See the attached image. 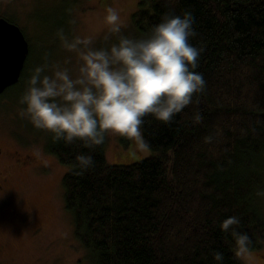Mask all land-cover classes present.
<instances>
[{"label":"trees","instance_id":"trees-1","mask_svg":"<svg viewBox=\"0 0 264 264\" xmlns=\"http://www.w3.org/2000/svg\"><path fill=\"white\" fill-rule=\"evenodd\" d=\"M184 11L206 86L172 122L144 118L149 158L110 166L106 138L89 149L51 135L46 145L68 168L64 207L90 264H216L213 251L243 264L220 229L230 216L250 252L264 244V0H139L133 31L143 38L165 13ZM195 110L203 119L194 125ZM80 153L93 157L87 171L74 167Z\"/></svg>","mask_w":264,"mask_h":264},{"label":"clouds","instance_id":"clouds-1","mask_svg":"<svg viewBox=\"0 0 264 264\" xmlns=\"http://www.w3.org/2000/svg\"><path fill=\"white\" fill-rule=\"evenodd\" d=\"M105 21L117 37L107 48L93 47L91 37L69 38L62 28L57 30L62 47L79 56L77 72L73 75L60 64L34 67L19 99L20 115L66 145L80 141L92 149L102 146L110 133L134 140L145 150L149 145L142 133L144 118L170 123L205 89L203 75L196 71L202 49L190 43L196 35L193 15L165 13L143 38L121 34L122 21L113 7L106 9ZM202 119L195 110L192 124ZM75 161L82 172L94 165L86 153L76 155ZM239 224L238 217L230 216L220 229L233 238L235 254L244 257L252 241L236 230ZM212 256L216 264H224L223 253L213 251Z\"/></svg>","mask_w":264,"mask_h":264},{"label":"rangeland","instance_id":"rangeland-1","mask_svg":"<svg viewBox=\"0 0 264 264\" xmlns=\"http://www.w3.org/2000/svg\"><path fill=\"white\" fill-rule=\"evenodd\" d=\"M138 1L0 0V17L17 26L29 45L21 85L0 96V144L37 160L33 165L11 168L9 184L0 191V264H90L64 207L62 180L68 168L46 151L52 134L36 129L20 115L23 105L19 99L38 65L60 64L76 74L79 56L62 47L56 36L58 29L69 38L91 37L93 47L107 48L117 41L105 21L106 9L113 7L122 21L121 34L138 38L131 24ZM150 156L134 140L106 135L105 160L110 166L133 165ZM239 258L243 264H264V244Z\"/></svg>","mask_w":264,"mask_h":264},{"label":"water","instance_id":"water-1","mask_svg":"<svg viewBox=\"0 0 264 264\" xmlns=\"http://www.w3.org/2000/svg\"><path fill=\"white\" fill-rule=\"evenodd\" d=\"M29 45L20 29L0 18V95L18 84Z\"/></svg>","mask_w":264,"mask_h":264},{"label":"flooded vegetation","instance_id":"flooded-vegetation-1","mask_svg":"<svg viewBox=\"0 0 264 264\" xmlns=\"http://www.w3.org/2000/svg\"><path fill=\"white\" fill-rule=\"evenodd\" d=\"M36 161L37 160L35 159V157L29 154H24L23 152H20V150L17 149H13V150L4 149L2 144H0V191H3L5 189L4 187H6L9 184V175H10L9 170L11 168L13 167L20 168L21 166L24 167L27 165H33V163H36Z\"/></svg>","mask_w":264,"mask_h":264}]
</instances>
